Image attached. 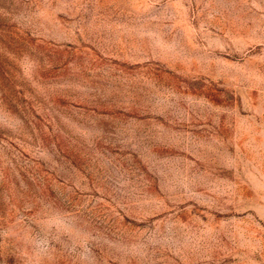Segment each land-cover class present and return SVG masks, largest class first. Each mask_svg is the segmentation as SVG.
<instances>
[{
  "label": "rangeland",
  "instance_id": "374dc122",
  "mask_svg": "<svg viewBox=\"0 0 264 264\" xmlns=\"http://www.w3.org/2000/svg\"><path fill=\"white\" fill-rule=\"evenodd\" d=\"M0 264H264V0H0Z\"/></svg>",
  "mask_w": 264,
  "mask_h": 264
}]
</instances>
